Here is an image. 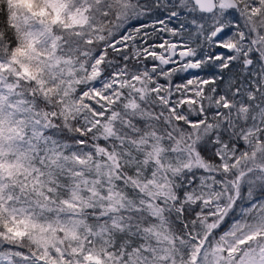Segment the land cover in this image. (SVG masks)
<instances>
[{"label":"snow or ice","instance_id":"6c2138e0","mask_svg":"<svg viewBox=\"0 0 264 264\" xmlns=\"http://www.w3.org/2000/svg\"><path fill=\"white\" fill-rule=\"evenodd\" d=\"M0 264H264V0H0Z\"/></svg>","mask_w":264,"mask_h":264}]
</instances>
